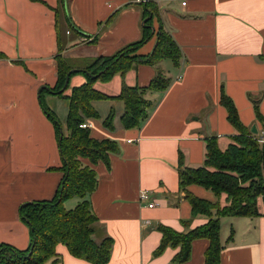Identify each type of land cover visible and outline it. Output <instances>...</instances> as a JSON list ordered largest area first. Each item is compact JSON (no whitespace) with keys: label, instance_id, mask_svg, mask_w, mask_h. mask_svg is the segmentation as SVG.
I'll return each mask as SVG.
<instances>
[{"label":"crops","instance_id":"obj_1","mask_svg":"<svg viewBox=\"0 0 264 264\" xmlns=\"http://www.w3.org/2000/svg\"><path fill=\"white\" fill-rule=\"evenodd\" d=\"M144 2L67 0L61 20L62 56L68 61L74 56L88 60L84 65L69 62L73 70L139 40ZM156 3L164 26L181 49L180 67L165 60L158 67L139 66L106 83L114 91L98 90L116 96L123 84L145 87L159 69L172 79L171 86L166 92L148 95L158 105L140 127H123L124 103L118 99L102 100L106 106L95 102L101 119L89 121L94 138H110L120 145L109 165L94 166L98 185L90 196L100 234L114 239L107 264H175L172 259L180 248L153 255L162 238L158 225L183 231L184 221H190L191 228L208 222L209 217L191 216L190 203L179 187L178 156L181 152L185 158L183 168H196L206 159L205 137L217 136L222 149L232 143L236 129L220 103L222 88L235 102L243 124L251 132L257 127V134L264 131L254 107L258 101L264 115V0ZM58 5L59 0H0V52L7 57L0 58V244L21 250L30 246L31 236L20 218V206L52 199L62 178L53 169L62 166L54 125L40 103L41 91L57 82L54 9ZM67 19L80 30L79 35L69 32ZM155 44V38L149 40L140 53L151 52ZM79 74L84 75L76 73L71 81ZM82 81L77 79L74 86ZM44 93L53 96L47 90ZM112 109L116 118L110 131L102 121ZM189 190L200 198L216 199L197 185ZM143 192L149 193L147 200L141 199ZM225 199L222 195L224 204ZM71 202L72 206L67 205ZM78 202L75 198L65 205L72 209ZM151 202L156 203L154 207H149ZM232 231L234 237L228 241ZM208 243L194 240L190 261L184 264H204ZM221 245V264H264V217H223ZM56 250L60 264H91L73 257L63 244Z\"/></svg>","mask_w":264,"mask_h":264},{"label":"trees","instance_id":"obj_2","mask_svg":"<svg viewBox=\"0 0 264 264\" xmlns=\"http://www.w3.org/2000/svg\"><path fill=\"white\" fill-rule=\"evenodd\" d=\"M67 0H59L55 7L58 54L57 82L52 88L41 91L40 103L46 116L52 121L60 149L62 166L53 168L62 173L57 193L52 199L31 201L20 206L19 215L31 236L27 249H16L8 243L0 244V264H60L61 257L56 248L65 245L70 254L91 264H107L111 258L114 239L100 234L99 219L94 213L90 196L98 185V175L94 166L105 162L110 164L111 155L120 152V145L110 138L97 139L92 131L83 129L81 124L91 119H101L95 102L102 100H120L124 103L121 122L125 129L140 127L151 116L158 105L148 95L166 92L172 79L165 71L159 69L145 87L122 85L116 96L99 91L97 82H110L116 75L125 76L131 69L139 66L158 67L164 60H170L175 67H180L183 55L172 34L164 26L161 12L156 0H147L142 5L143 32L139 40L119 49L112 55H100L89 62L86 67L73 70V66L62 56L65 49V30L61 26L62 13ZM69 32L80 34V30L69 22ZM155 38L151 52L141 54L140 50ZM92 42L96 43V39ZM0 58L6 55L0 52ZM83 73L86 82L73 86L68 99L67 134L61 131V123L44 103L43 92L60 95L69 90L73 75ZM69 84L65 87L67 78ZM64 89V90H63ZM220 103L228 113V121L235 127L236 133L231 137V144L222 149L217 136L205 137L206 154L203 166L183 168L184 159L179 153V187L185 192V199L190 203L191 216L209 217L206 224L191 228L190 221H184V230L176 231L170 226L159 224L160 244L155 249V257L162 255L169 247L180 248L172 261L184 264L190 261L194 240L205 239L208 249L204 264H221V220L223 217H264V142L259 134H253L241 121L236 104L222 88ZM259 102H255L257 120L264 126V115L259 111ZM115 111L112 109L102 124L110 131L114 130ZM87 161V162H86ZM197 185L211 191L215 200L203 199L189 190ZM226 196V203L221 201ZM77 198L75 208L69 209L65 203ZM234 237L231 232L228 241Z\"/></svg>","mask_w":264,"mask_h":264},{"label":"rangeland","instance_id":"obj_3","mask_svg":"<svg viewBox=\"0 0 264 264\" xmlns=\"http://www.w3.org/2000/svg\"><path fill=\"white\" fill-rule=\"evenodd\" d=\"M92 60L90 59L89 62H91ZM73 65H84L86 64V62H88V60L85 61H82L81 59L77 58V57H71L70 61ZM164 62H167V64H170V60H165ZM82 79L83 81L82 82H78V84H83L86 82V76L85 75H82V74H79L77 77H75L74 79H72V81L70 82V89L67 90L63 96H60V95H53L52 97H48V95H46L47 93H44V103L45 105L53 112L55 113L56 117L59 119L60 123H61V131L63 133H68L67 130H66V116H67V108L69 107V103H68V99L66 98L67 95L70 94V90L72 89V86H74V84L76 83V80L77 79ZM106 83H109V82H103V85L101 87V82H98L97 84L94 85V87H96L97 89L101 90L102 88L103 89H110L112 88L113 91H114V88H113V85L108 87L106 85ZM111 84H114V83H111ZM102 104H104L103 106H106L105 104L107 103H104L102 102ZM103 109H105V107H103ZM103 111V110H102ZM69 206H72V202L70 204H67ZM71 209V208H70Z\"/></svg>","mask_w":264,"mask_h":264},{"label":"built area","instance_id":"obj_4","mask_svg":"<svg viewBox=\"0 0 264 264\" xmlns=\"http://www.w3.org/2000/svg\"><path fill=\"white\" fill-rule=\"evenodd\" d=\"M92 123L91 122H85V123H83V124H81L80 125V127L81 128H83V129H91L92 128ZM259 140L261 141V142H264V131H262L260 134H259ZM141 199L142 200H147L148 198H149V193H147V192H143L142 194H141ZM155 204L156 203H153V202H151L150 204H149V207H154L155 206Z\"/></svg>","mask_w":264,"mask_h":264},{"label":"water","instance_id":"obj_5","mask_svg":"<svg viewBox=\"0 0 264 264\" xmlns=\"http://www.w3.org/2000/svg\"><path fill=\"white\" fill-rule=\"evenodd\" d=\"M69 81H70V77L67 78V81H66V83H65L64 89H66L65 87L69 84ZM64 89H63V90H64ZM252 132H253L254 134H257V133H258L257 127L253 126Z\"/></svg>","mask_w":264,"mask_h":264}]
</instances>
